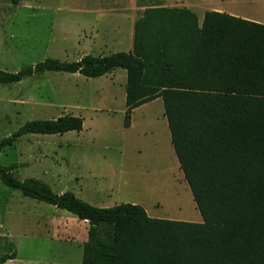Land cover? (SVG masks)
I'll list each match as a JSON object with an SVG mask.
<instances>
[{
    "label": "trees",
    "instance_id": "16d2710c",
    "mask_svg": "<svg viewBox=\"0 0 264 264\" xmlns=\"http://www.w3.org/2000/svg\"><path fill=\"white\" fill-rule=\"evenodd\" d=\"M116 69L127 74L124 128L135 109L162 101L200 223L151 218L139 205L97 208L40 180L15 178L16 165L0 164L1 183L88 223L81 264H264V26L215 12L199 23L185 8L146 9L130 52L0 70V85L48 72L95 79ZM82 128L70 115L27 122L0 142V153L24 135ZM13 259L11 252L0 264Z\"/></svg>",
    "mask_w": 264,
    "mask_h": 264
},
{
    "label": "rangeland",
    "instance_id": "374dc122",
    "mask_svg": "<svg viewBox=\"0 0 264 264\" xmlns=\"http://www.w3.org/2000/svg\"><path fill=\"white\" fill-rule=\"evenodd\" d=\"M132 2L24 0L14 7L0 0V70L16 73L48 58L76 62L83 53L79 30L90 37L98 10L120 11ZM123 90L53 72L0 85V142L27 122L83 120L80 132L24 135L2 150L0 164L16 165L19 180H40L55 194L70 192L97 208L139 203L151 218L200 223L183 173L164 148L162 101L136 112L135 127L127 130ZM87 231L88 223L0 181V257L15 253L5 264H81Z\"/></svg>",
    "mask_w": 264,
    "mask_h": 264
},
{
    "label": "crops",
    "instance_id": "0c3cea01",
    "mask_svg": "<svg viewBox=\"0 0 264 264\" xmlns=\"http://www.w3.org/2000/svg\"><path fill=\"white\" fill-rule=\"evenodd\" d=\"M151 8H185L197 16L199 23L202 22L205 13L215 12L264 26V0H133L131 4H128L126 7L123 6L120 11L116 9L98 10L99 19H97L94 26L91 28L92 32H90V37L86 35V29L83 28L79 30L80 33H83L84 39L81 43L83 53L81 57H78L77 61L87 55L104 57L118 52H130L132 50L134 23L143 15L146 9ZM117 13L119 16H114V14ZM93 80L103 84L106 88H113L115 85L119 86L121 90L124 88L121 93V99L124 104V115L127 80L126 71L123 69H116ZM158 100L160 99H156L155 101L135 109L132 114L131 125L129 128L125 129L132 130L135 127L133 116L135 117L136 112ZM162 113L164 114L163 109ZM163 118L165 119V117ZM165 127L167 129V132H165V145L167 146L164 148H166L165 150L170 158V164L174 161L178 163L171 146L166 119ZM155 145H157V148L162 149L159 141H155ZM139 205L149 216L147 207L143 204Z\"/></svg>",
    "mask_w": 264,
    "mask_h": 264
}]
</instances>
